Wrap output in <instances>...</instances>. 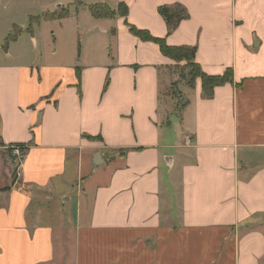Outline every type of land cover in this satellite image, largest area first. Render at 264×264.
Wrapping results in <instances>:
<instances>
[{
  "label": "crops",
  "instance_id": "obj_1",
  "mask_svg": "<svg viewBox=\"0 0 264 264\" xmlns=\"http://www.w3.org/2000/svg\"><path fill=\"white\" fill-rule=\"evenodd\" d=\"M175 4L189 18L167 35L158 8ZM33 6L0 34V264H264V0ZM129 25L232 84H177L175 112V62ZM28 144L13 170L7 147Z\"/></svg>",
  "mask_w": 264,
  "mask_h": 264
},
{
  "label": "trees",
  "instance_id": "obj_2",
  "mask_svg": "<svg viewBox=\"0 0 264 264\" xmlns=\"http://www.w3.org/2000/svg\"><path fill=\"white\" fill-rule=\"evenodd\" d=\"M88 10L91 13V15L95 19H103V18H110L113 19L117 15L120 17H125L127 14V9L124 4H119L117 11L111 10L108 6L104 4H93L88 6ZM159 15L163 18L166 28H167V35H170L177 26L184 20L189 18V15L187 14L186 10L179 4H175L173 6H162L158 8ZM69 11L64 8H59L53 13L50 14H44L41 17H31L29 18V25L27 28V32H31V27L34 23H37L40 19L43 20H54V19H62L66 16H68ZM129 31L132 35L137 37L139 40L143 42H151L155 43L161 52V54L171 59L175 62V65L184 62L187 64V67L189 68L187 84L192 85L193 82L196 79H200L201 83V90L202 95L205 98H209L212 96V93L216 87L223 86L225 84H232V71L230 69H227L223 75L213 76V75H207L205 74L201 68L195 63V54H196V47H186V46H180V47H174V46H168L165 44L164 39L154 38L152 37L147 31L145 30H139L135 28L134 26H128ZM13 35H9L6 40L5 44H8L10 41H13L16 39L17 35L19 34L20 30L17 27H13ZM109 84V78L107 77L104 84V90L107 88ZM185 104L182 105L181 108L184 107ZM90 139H99L97 138H90ZM2 144L0 143V146ZM21 148V150L26 151L30 144L27 146L24 145H17ZM13 147V146H11ZM11 147H7V152L11 153ZM122 153V154H121ZM120 154L124 155L125 150H123ZM15 173H13V176ZM8 188H5L1 191H7Z\"/></svg>",
  "mask_w": 264,
  "mask_h": 264
},
{
  "label": "rangeland",
  "instance_id": "obj_3",
  "mask_svg": "<svg viewBox=\"0 0 264 264\" xmlns=\"http://www.w3.org/2000/svg\"><path fill=\"white\" fill-rule=\"evenodd\" d=\"M42 0H5L2 4H0V34L3 33L4 37H8V35H13V28L9 30L11 23H17L19 25L25 24V27L27 26L26 21V14L28 11L31 13H35L34 15L38 14L39 10L32 9L34 4L36 2L41 3ZM76 6H79V3L75 4ZM38 18V17H37ZM16 32V31H15ZM62 41L64 42L63 37ZM6 40V39H5ZM59 60H61V54L59 56ZM169 71H171L175 77L174 82L170 84V86L164 91L162 94L164 100H169L170 103L175 104V112L180 111L182 105L184 104L183 99L180 98L178 93V87L177 84H181L182 82H187L188 72L189 68L187 67V64L184 62H181L177 65H173L172 68H169ZM172 111V108L169 109ZM13 170H16V167L19 164L18 159L12 160L11 162Z\"/></svg>",
  "mask_w": 264,
  "mask_h": 264
},
{
  "label": "built area",
  "instance_id": "obj_4",
  "mask_svg": "<svg viewBox=\"0 0 264 264\" xmlns=\"http://www.w3.org/2000/svg\"><path fill=\"white\" fill-rule=\"evenodd\" d=\"M11 155L16 160L18 159L19 163L24 155L23 151L18 146L11 147ZM19 165V164H18Z\"/></svg>",
  "mask_w": 264,
  "mask_h": 264
},
{
  "label": "water",
  "instance_id": "obj_5",
  "mask_svg": "<svg viewBox=\"0 0 264 264\" xmlns=\"http://www.w3.org/2000/svg\"><path fill=\"white\" fill-rule=\"evenodd\" d=\"M98 160H99V156H96V157H95V162H94V167H97V162H98Z\"/></svg>",
  "mask_w": 264,
  "mask_h": 264
}]
</instances>
